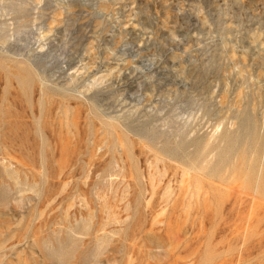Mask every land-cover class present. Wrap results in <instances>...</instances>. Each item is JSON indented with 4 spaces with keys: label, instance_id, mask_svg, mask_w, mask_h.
Returning <instances> with one entry per match:
<instances>
[{
    "label": "rangeland",
    "instance_id": "rangeland-1",
    "mask_svg": "<svg viewBox=\"0 0 264 264\" xmlns=\"http://www.w3.org/2000/svg\"><path fill=\"white\" fill-rule=\"evenodd\" d=\"M0 264H264V0H0Z\"/></svg>",
    "mask_w": 264,
    "mask_h": 264
}]
</instances>
